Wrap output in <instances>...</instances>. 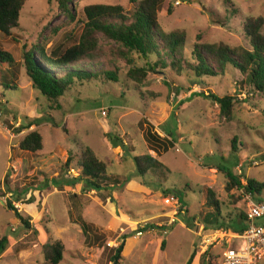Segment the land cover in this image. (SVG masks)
Returning <instances> with one entry per match:
<instances>
[{"label":"rangeland","instance_id":"374dc122","mask_svg":"<svg viewBox=\"0 0 264 264\" xmlns=\"http://www.w3.org/2000/svg\"><path fill=\"white\" fill-rule=\"evenodd\" d=\"M93 3L134 8L131 0H71L73 16L57 0H27L20 26L9 36L0 32V51L20 65L16 91L0 96V233L9 237L0 264H49L44 247L57 241L64 246L59 264H112L111 252L121 245L122 264H187L193 254L192 264H201L204 256L221 264L231 233L187 224L185 217L206 211L209 189L225 215L246 208L245 199L235 204L232 198L242 196V190L227 192L221 167L232 169L243 183L248 178L264 181V94L241 82L244 76L232 68L202 82L167 70V75L150 73L138 84L122 63L118 81L76 82L59 104L53 103L33 87L23 55L39 40L47 43L49 54L77 44L84 7ZM250 17H264V0H165L159 22L165 31H183L191 45L250 48L244 31ZM101 46L107 51L114 44L102 37ZM80 66L111 68L103 58ZM176 87L182 88L177 92ZM200 93L234 96L232 116L224 117L219 104ZM151 126L163 137L174 130V146L168 151L162 147L160 154L151 150ZM34 130L43 136V149L21 150V141ZM235 134L241 142L236 153L231 148ZM86 148L105 163V182L114 184L118 178L120 183L102 190L65 183L81 174ZM148 154L161 168L135 175L133 157ZM175 190L185 195V214ZM31 198L35 202L27 204ZM9 200L29 217L31 228L7 208ZM82 221L90 225L87 234Z\"/></svg>","mask_w":264,"mask_h":264},{"label":"trees","instance_id":"16d2710c","mask_svg":"<svg viewBox=\"0 0 264 264\" xmlns=\"http://www.w3.org/2000/svg\"><path fill=\"white\" fill-rule=\"evenodd\" d=\"M26 1L0 0V32L2 34L9 36L20 26L19 21ZM70 1L57 0L61 9L74 16V11L68 6ZM131 2L134 4L131 11H127L119 4L86 5L84 28L79 42L60 54H57V50L49 54L46 49L47 43H43L42 40L33 42L32 48L23 55V64L27 75L32 80L33 87L53 103L59 104V100L76 82H90L94 79L118 81L122 63H125L127 76L138 84L143 83L150 73L167 75V70H172L180 76L184 75L191 81L202 82L204 78L217 77L232 68L239 70L244 76L241 82L251 87L255 93L264 94V17H250L244 24L250 48L241 45L233 47L223 43H193L191 45L183 31L168 32L161 26L159 14L165 0H131ZM102 37L114 44L110 50L102 49ZM134 56L142 61V64L136 63ZM101 58L108 61L111 68L104 66L95 71L80 66L83 62L99 63ZM19 69L20 65H17L9 53L0 51V96L16 91ZM181 88L176 87L177 92ZM200 94L218 103L224 117L229 119L232 116L235 107L234 96ZM35 124L39 126L40 123L35 122ZM31 126L32 124L25 125L20 130ZM151 128L147 134V140L152 145L151 150L160 154L162 147L168 151L174 146L175 136H178L174 130L170 132L169 137H163L154 131L152 126ZM240 146L239 136L235 134L231 140L233 152H238ZM43 147V136L38 130L29 132L20 143L21 150L31 153H36ZM133 159L136 164L135 175L141 177L147 175L149 171L157 169L159 171L162 166L161 162L150 154L135 156ZM70 160L69 157L67 166ZM79 169L81 174L65 181L67 185H76L81 182L89 189L102 190L120 183L118 178L114 179V184L105 182L109 180L106 165L90 148L82 152ZM221 170L228 179L226 184L228 193L236 189L243 191L242 196L232 194L235 204L244 199V193H252L258 201L264 200V181L248 178L246 183H243L232 169L221 167ZM60 183L61 181L58 186L62 187ZM175 193L182 201L181 212L187 213L189 207L184 201V193L176 190ZM34 202L35 199L31 198L27 204ZM7 208L14 211L16 218L23 226L31 228L29 217L23 215L12 200L8 201ZM185 220L190 225L197 222L205 230H224L232 234H242L247 228L246 208L238 213L225 215L222 203L214 198V192L211 189L207 195L206 211L198 213V216L185 217ZM82 222L84 233L87 234L90 225L85 221ZM8 247L9 237L0 233V256ZM123 248L124 245H121L112 250V264H122ZM63 252L64 246L60 241L44 247V255L49 264H59L63 259ZM194 258L195 254L187 264H192ZM201 264L215 263L204 256Z\"/></svg>","mask_w":264,"mask_h":264},{"label":"built area","instance_id":"2783aa9c","mask_svg":"<svg viewBox=\"0 0 264 264\" xmlns=\"http://www.w3.org/2000/svg\"><path fill=\"white\" fill-rule=\"evenodd\" d=\"M244 199L247 213L246 231L242 234L231 233L232 240L223 250L221 264H261L264 258V222H258L264 221V200H256L252 193H244ZM172 200H175V197H172ZM139 233L142 234L141 231Z\"/></svg>","mask_w":264,"mask_h":264},{"label":"water","instance_id":"95a60500","mask_svg":"<svg viewBox=\"0 0 264 264\" xmlns=\"http://www.w3.org/2000/svg\"><path fill=\"white\" fill-rule=\"evenodd\" d=\"M113 143H114L115 145H117V142H116V140H114V141H113Z\"/></svg>","mask_w":264,"mask_h":264}]
</instances>
